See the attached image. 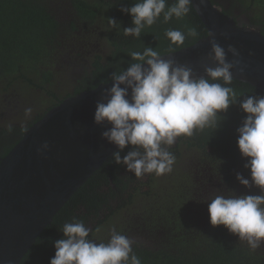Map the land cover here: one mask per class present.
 Wrapping results in <instances>:
<instances>
[{
  "label": "clouds",
  "instance_id": "clouds-1",
  "mask_svg": "<svg viewBox=\"0 0 264 264\" xmlns=\"http://www.w3.org/2000/svg\"><path fill=\"white\" fill-rule=\"evenodd\" d=\"M192 4L193 0H174L170 5L168 0H136L134 6L120 9L132 18V26L123 33L139 39L161 16L164 23L184 18L192 11ZM107 21L110 27L120 28L116 20ZM165 36L170 41L169 53L175 52L172 46H183L188 38L199 39L194 27L184 31L168 29ZM208 36L210 58L215 66H205V75L198 78L191 67L165 59V55L151 47L131 51L133 63L126 70L113 72L112 87L96 105L94 123L111 125L101 135L119 149L113 154L115 164L126 166L136 178L153 173L162 176L173 171L176 156L169 149L178 138L215 129L218 113L239 102L246 118L237 129V146L247 161L244 167L250 170L251 179L240 173L236 179L245 188L260 189V194L215 195L208 204L209 222L213 227L223 226L239 241L246 242L249 248L245 249L256 251L264 246V95H247L241 100V94L231 87L232 72L239 59L228 62L225 49L216 42L213 33ZM227 52L234 58L240 55L232 46ZM31 111L26 109L25 115ZM128 146L132 150L121 158V152ZM48 150L49 144L45 142L37 152L43 154ZM61 232L63 238L54 242L55 255L50 264H142L133 251L134 241L114 227L107 242L90 239L93 229L75 218L64 223Z\"/></svg>",
  "mask_w": 264,
  "mask_h": 264
},
{
  "label": "trees",
  "instance_id": "trees-1",
  "mask_svg": "<svg viewBox=\"0 0 264 264\" xmlns=\"http://www.w3.org/2000/svg\"><path fill=\"white\" fill-rule=\"evenodd\" d=\"M37 1L0 0V88L6 84L7 88H4V92H7L6 90L13 89L8 87L10 84H18L17 92L26 94H28L26 91L31 89H40V98H43L46 91L48 94L53 91V87H46L50 72L41 70L40 65L54 52L55 48L49 42L54 40L57 24ZM75 1L74 5L82 17H90L96 21L102 20L100 23L104 24H107L109 18L117 22L123 21L124 28L132 25L131 16L122 13L120 9L126 7L124 1L132 2L134 0H119L120 4H114L111 0ZM172 3L174 0H168L169 5ZM95 6L96 10L99 11L98 13L92 10ZM187 27L196 28L199 39L206 35L204 26L193 8L184 18L179 20L173 18L168 23H164L161 16L153 26L142 32L139 39L121 34V45L117 48H109L112 49L111 55H114L116 62L112 58L110 60L114 64L117 63L115 64L117 67L126 70L133 63L129 55L131 51H143L144 48L151 47L153 50L159 51L161 55L169 53L170 41L165 36L166 30L180 29L184 31ZM118 30L115 28L112 31L115 33ZM199 39L188 38L183 46L172 47H175L176 51L195 43ZM50 46L51 51L48 50ZM96 67L94 73L98 75V82H109L111 77L108 80L106 75L101 76L100 67L98 65ZM40 70L43 73L40 74ZM96 86L98 85L95 84L84 91ZM231 87L241 94V100L247 95H264L260 90L236 80H233ZM2 92L3 89L0 90V94ZM55 92L57 95L51 94L44 102V106L54 107L59 103L54 102L60 100L64 94L61 95L58 90ZM67 92L68 90H66ZM80 92L77 90L74 95ZM68 94L66 98L71 97ZM218 117L219 123L215 129H205L196 132L192 137L177 139L176 144L169 149L176 156V162L170 174L156 176L153 173L136 178L133 173L126 170V166L115 164L113 156L109 158L54 217L20 264H50V259L55 255L54 242L63 238L61 232L63 224L72 222L74 218L82 220L86 226L92 224L97 218L100 223L107 222L109 224L114 217L116 219L118 215L122 214L120 211L123 209L127 210V215H130L134 207L142 206L147 201L151 205L152 196L153 198L157 197L155 191L159 190V196L161 195L162 189H158L159 179L164 183L180 184L179 197H176L177 193H173L171 200L175 202V205L186 203L185 197L188 195L190 197V193L182 188V184H186L183 180L185 173L182 172V176H179V173L181 164H184L182 163L183 159L187 160L192 155H195L200 162L205 161L207 164L223 163L226 183L230 184L229 181L231 180H235L237 183V173L250 180V170L244 167L247 161L242 158L237 146V129L242 126L246 114L240 109V104L237 102L230 105L226 112L218 113ZM131 150V146L126 147L121 152V158ZM239 186L244 189L243 194L240 195L260 194V189L255 186L245 188L240 183ZM202 190L203 187L198 188V193L200 194ZM228 193L230 192H226V194ZM231 193L234 194V192ZM202 194H205L204 191ZM181 208L184 210L185 207L181 206ZM205 208L203 224H197L194 221V224L190 225L188 220L189 218L192 219L193 216L185 213L183 228L186 230L183 229V232H187L186 235L181 234V228L178 229L179 224L177 223L179 221L175 222L174 232L172 227H175V224L174 226H166L162 221L165 228L159 229L161 234L154 245L133 244V251L141 259L142 264H264V254H262L264 252L249 251L240 246L237 240H233L223 226L213 227L209 222L208 205ZM177 209L174 208V210ZM167 213L169 214V212ZM200 217L203 218V215ZM159 220L151 221L150 225L156 227ZM154 227L153 233L149 230L152 236L156 234ZM194 227L195 229H193ZM96 229L90 234V239L94 240L97 233ZM169 229L172 230L171 233ZM192 229L197 232H190ZM178 230L180 235L176 236Z\"/></svg>",
  "mask_w": 264,
  "mask_h": 264
},
{
  "label": "water",
  "instance_id": "water-1",
  "mask_svg": "<svg viewBox=\"0 0 264 264\" xmlns=\"http://www.w3.org/2000/svg\"><path fill=\"white\" fill-rule=\"evenodd\" d=\"M192 8L206 35L174 53L162 54L164 58L191 67L196 78L204 76L205 66H215L210 58L211 32L225 49L227 61H240L233 69V80L264 93V36L256 28L237 25L210 0H193ZM229 46L237 49L238 58L227 52ZM112 83H101L50 108L0 159V264H20L77 190L119 151L102 139L111 125L94 123L96 105ZM45 142L49 150L38 154ZM190 211L199 215L193 208ZM193 220L204 222L200 216L193 215Z\"/></svg>",
  "mask_w": 264,
  "mask_h": 264
},
{
  "label": "flooded vegetation",
  "instance_id": "flooded-vegetation-1",
  "mask_svg": "<svg viewBox=\"0 0 264 264\" xmlns=\"http://www.w3.org/2000/svg\"><path fill=\"white\" fill-rule=\"evenodd\" d=\"M111 1L114 2V4H120L119 0ZM210 1L215 6L219 7L224 14L233 19L237 25L256 28L264 36V0ZM135 2L136 0L132 2L124 1L126 7L134 6ZM37 3L42 6L41 8H43L47 14L49 13L54 18L57 24L54 40L49 42L52 44V47L55 48L54 52L52 55L48 56L44 63L41 62L40 65L41 70L50 72V78L46 82V87H53V91H51L50 94L46 91L43 98H40V89H31L30 91H26L28 93L26 94L23 92H17L18 84H10L8 87L13 89H8L6 90L7 92H4V88H7V86L6 84H3V88H0V90L3 89L2 94H0V159L3 158L19 141L28 127L39 120L50 108H52L49 107V105L44 106V102L51 94L57 95L55 90H58V93H61V95L64 94L60 100L54 102L60 103L66 98L68 93L71 96H74V92L77 90L82 92L95 84H101L98 82V75L94 73L97 65L101 69V76L104 77L106 75L108 80H110L113 72L125 69L120 68L119 66L117 67L115 65L117 63L114 64V62H111V58L114 59L115 62L116 60L114 55H111L112 49H109L117 48L121 45L122 36L120 35H124L123 30L125 29L123 21L118 22L120 28H117L119 29L118 32L114 33L112 31L114 29L110 28L108 22L107 24H104L100 23L102 20L96 21L90 17H82L79 14V10L74 5L76 3L75 0H38ZM92 10L96 13L99 12L96 10V6L93 7ZM261 11H263V14H261ZM48 50H52L51 46ZM120 65L122 66V64ZM41 70L40 74L43 73ZM66 90H68L67 93ZM28 108H31L32 111L30 115L26 116L25 110ZM182 163L184 164H181L180 166L179 176H182L183 174L181 173L184 172L185 176L183 180L186 183L184 185L182 184V188L184 191L190 193V197L189 195L185 197L187 200L186 203L183 202L178 205H175V202L171 203L169 210L167 211L169 214L167 213L163 217L156 216L157 218L154 219L155 221H158L160 218L156 227L150 225L152 221L150 219L140 218L136 215L133 217H127L126 209L120 211L122 214L118 215V218L116 219L114 217L109 224H107V222L104 224L102 222L100 223L97 218L92 224L87 225L93 230L96 228L99 229V231H96L97 233L94 241L107 242L109 231L114 227L117 231L129 238L134 233L143 234V232H146L154 239L153 242L155 243L161 232L159 229L163 230L165 228L162 225V221L166 226H174L175 222L179 221L177 223L179 224L178 229L181 228V234L186 235L187 232H183V229H185L183 228L185 222L184 215L185 213H187V215L191 214L190 208L194 209V207H196L192 203L201 194L198 193V188L209 187L208 189L203 188L204 190L209 191V194L205 200L207 203L205 202L203 204L202 211H199L197 208L194 209L196 213L198 212L197 214L203 215V218L201 217L203 220L206 213L205 207L215 195L234 192L235 195L239 196L244 192V189L239 186V182L236 183L235 180L229 181L230 184L225 182L224 175L226 173L223 163H218L217 165L207 164L205 161L200 162L195 155L188 157L187 160L183 159ZM142 181L144 182V180ZM158 183V189L168 186L170 192L171 190V193L174 192L172 185H165L166 182L164 183L163 181H160V179ZM155 194L157 197L153 198L152 196L151 199L159 198L158 190L155 191ZM146 203L148 204L149 201ZM181 206L183 208L185 207L184 210ZM174 208L178 209L174 210ZM155 215H157V213ZM193 215L195 214H192V216ZM198 218L199 215L197 216V219ZM188 222H190V225L194 224L193 219L189 218ZM153 227L155 229L154 232L156 231L154 236L151 235V233H153ZM175 228L176 224L175 227H172L173 232L175 231ZM193 229H195V227ZM193 229L190 232L196 231ZM149 230L152 232L149 233ZM172 230L169 229V232L171 233ZM226 231L231 237V233H229L227 229ZM179 235L180 231L178 230L176 236ZM232 239L235 240L233 237Z\"/></svg>",
  "mask_w": 264,
  "mask_h": 264
},
{
  "label": "rangeland",
  "instance_id": "rangeland-1",
  "mask_svg": "<svg viewBox=\"0 0 264 264\" xmlns=\"http://www.w3.org/2000/svg\"><path fill=\"white\" fill-rule=\"evenodd\" d=\"M261 14H263V11H261ZM110 28L112 29V27H110ZM166 184L172 185L173 190H174L173 193H177L178 192L176 197L180 195V190H179L180 189V184H176V183L173 184V183H168V182L165 183V185ZM161 189H162L160 191L161 195L159 196L158 199H153L151 205H148L147 203H145L142 206L134 207L133 210H132V214L127 215V217H133V216L136 215V216H138L140 218H146V219H150V220L153 221L155 218H157L156 216H159V217L165 216L167 214V211L169 210L170 204L173 203V200H171L172 196H173V193L170 192V190L168 189V186L161 187ZM203 191H204L205 194H202ZM158 192H159V190H158ZM202 192H201L200 196L198 198H196L195 201L192 203V204H194L196 206L195 208H197L199 211L200 210L202 211V207H203V204L205 202L204 198H206L208 196V194H209V191H206V190H202ZM161 211H163V212H161ZM156 213H157V215H155ZM200 215L201 214H199V216ZM194 216H196V215H194ZM231 236L239 242L238 244L240 246H242L244 248H249L247 246L246 242L239 241V238L237 236L233 235V234H231ZM130 239H132L134 241V245L138 244V245H144V246H152V245L155 244L153 242L154 239L151 238L146 232H143V234L134 233L130 237ZM256 251L264 252V246H261Z\"/></svg>",
  "mask_w": 264,
  "mask_h": 264
},
{
  "label": "bare ground",
  "instance_id": "bare-ground-1",
  "mask_svg": "<svg viewBox=\"0 0 264 264\" xmlns=\"http://www.w3.org/2000/svg\"><path fill=\"white\" fill-rule=\"evenodd\" d=\"M32 250V249H31Z\"/></svg>",
  "mask_w": 264,
  "mask_h": 264
}]
</instances>
